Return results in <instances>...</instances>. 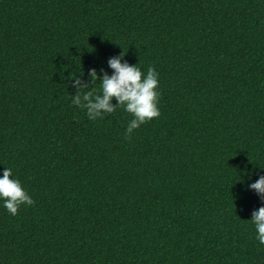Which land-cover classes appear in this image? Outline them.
<instances>
[{"label":"trees","instance_id":"trees-1","mask_svg":"<svg viewBox=\"0 0 264 264\" xmlns=\"http://www.w3.org/2000/svg\"><path fill=\"white\" fill-rule=\"evenodd\" d=\"M120 53L158 73L129 139L72 103ZM5 168L34 204L0 200V264H264V0H0Z\"/></svg>","mask_w":264,"mask_h":264},{"label":"clouds","instance_id":"clouds-1","mask_svg":"<svg viewBox=\"0 0 264 264\" xmlns=\"http://www.w3.org/2000/svg\"><path fill=\"white\" fill-rule=\"evenodd\" d=\"M123 57L124 55L120 53L108 60V66L112 69L111 75L101 69L102 75L98 77L97 71L90 69L87 81L78 76L72 77L71 86L76 89L72 103L86 109L89 119L92 120L104 114L114 113L117 106L124 107V110L134 117L125 133V139H129L135 129L160 116L157 107L159 94L156 91L158 73L149 67L147 74L144 75L137 64L129 65L126 61L121 63ZM97 80L101 83L100 94H94L91 90L83 91L89 89L90 84L93 87ZM113 99L116 100V104L112 103ZM10 177L12 170L5 168L3 175L0 176V200L4 201L6 210L15 216L21 205L31 206L34 201L22 188L20 182ZM248 188L255 190L264 203V176L249 184ZM250 220L255 225L256 239L264 245V206L253 211Z\"/></svg>","mask_w":264,"mask_h":264}]
</instances>
